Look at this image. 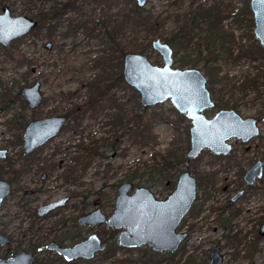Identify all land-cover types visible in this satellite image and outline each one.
<instances>
[{
  "label": "rangeland",
  "instance_id": "obj_1",
  "mask_svg": "<svg viewBox=\"0 0 264 264\" xmlns=\"http://www.w3.org/2000/svg\"><path fill=\"white\" fill-rule=\"evenodd\" d=\"M32 1L0 0V10L3 5H7L14 15L31 16L37 11L38 5L48 6L52 3V0H41L35 8V3ZM199 1L208 2L209 0ZM168 2L169 0H148L145 8L153 6L157 10H162ZM188 3L189 0L186 1V5ZM232 5L239 8L241 2L240 0L232 1ZM86 10H90V7H87ZM98 13L97 9L91 20L95 21L93 18H97ZM78 19L79 15L69 14L65 16L63 22L66 24L67 21L71 20L73 25L79 22ZM223 24L224 28L234 32L237 38H235V43H239L240 47L249 49L251 46H255L256 40L252 37L253 26L249 28L246 22H234L231 17L225 18ZM63 25L57 29L54 38L48 39L44 35L45 31L30 32L12 42L8 47L3 48L0 46L1 90L4 93L6 92L5 97L7 100L12 101L7 105V111H4L0 116V149H8V156L12 157V160L19 159V154L22 151L19 135H22L24 126H18V116H21L24 123H27L30 120L63 115L73 104H80L86 100L88 91L84 87V82L95 77L98 73V69H92L89 64H91V60L103 54V48H106V42L100 34L99 27L90 35H87L83 30L76 33L72 31L65 35ZM166 27L164 30L159 31L158 38L163 41L169 30V27ZM156 37H149L146 40V37L142 36L139 38V43L140 41L145 43L148 40L151 42ZM48 44L51 45L49 48L47 47ZM254 52H257V50H254ZM259 52L261 53L260 50ZM143 54L153 64H161L162 62L160 55L151 48L150 44ZM6 55H9V58ZM177 58H179V55H177ZM174 66L178 67L177 63H174ZM199 69L205 76H208L205 70ZM222 71L226 73L223 82H228L226 88L229 90L237 91L247 78L254 76L259 77V90H263L261 89L264 79L263 57H256L254 60L245 58L232 66H223ZM223 72L220 75H213V87L218 92V97H220L221 85L218 84V86L216 81L221 80ZM36 80L41 83V91L45 102L36 110H29L23 107L21 98H17L15 93L19 92L22 86L32 84ZM133 91L135 90L127 84L119 85L116 89L111 90L108 95H112L117 99V102L123 108V121L127 122L128 127L135 128L139 122L143 121L145 123L148 119L154 121L152 127V132L156 138L154 145L148 148L133 145L129 140L128 128L110 126L111 114L115 112V109L97 111L93 117L89 112L86 114L80 113L79 116L81 115L82 122L77 129L74 128L75 121L72 120L69 126L67 120L60 134L39 153V156H41L40 161H42L57 149L58 152L51 160L59 165L58 168L51 171L45 181L40 180L41 172L36 175L32 173L24 175L21 184L14 183L12 185L11 195L1 207L0 232L12 236L14 239L12 249H24L25 243L22 242L21 232L32 220L31 209L37 208L50 200L71 196L68 205L57 213L45 218H34L36 225L42 227L40 236L43 239L50 237L46 233L47 229L61 215L66 218L76 217L95 206H100L106 215L112 213L115 208L114 200L118 185L128 181L127 177L134 176L131 183L147 187L159 198L165 197L171 191L172 182H176L178 176L185 170L184 162L182 161L177 168L170 171L169 179H164L169 182L167 187H165V181L158 187L154 186L152 182H148V179L154 176L151 173V168L172 147L179 152L182 151L185 156L189 147L188 131L190 122L178 114L169 101L150 108H144L140 104L138 93L135 91L136 96ZM247 92L245 99L241 102L243 106L240 108V112L243 115L256 116L261 107L260 100L249 106L248 102H251L253 98V91L248 90ZM256 93L257 91L254 90V95ZM238 94L240 93L235 94L236 98L239 97ZM262 95L264 98V92H262ZM143 108L147 109L146 112L142 110ZM139 116H141V120ZM262 117L264 118V116ZM11 118H13L12 124L15 126L9 129L6 127V121ZM261 131L264 133V126ZM91 140H97L98 154L88 162L86 169L81 170L82 165H77L71 182H64L61 172L64 166L66 167L67 164L72 163L70 162L71 156L79 151L77 144L79 142L88 144ZM155 154H157L158 160L153 158ZM230 161L233 165L236 162L234 159L232 161V158L221 160L213 158L204 151L191 162L189 171L194 177H199L200 180L198 179V193L191 216L185 218L182 227V229L187 228L190 236L183 244V248L178 251V254L171 260L167 258V264H176L177 261L184 260L188 256H192L196 264H207L209 250L215 244L221 247V252L224 255L222 264H246L249 261L245 258L249 251V242L256 240L260 218L264 217L263 185L257 183L254 191L249 196L238 202L228 203L229 197L235 193L239 185V178L232 172L236 169L235 166L227 170L222 169L225 163H230ZM245 163H242V165ZM208 174L213 176L209 181L203 179ZM175 175L176 177L172 179L171 176ZM2 176L3 179L9 180L10 175L8 173ZM27 190H37V192L28 198L23 196ZM85 205L87 206L86 209ZM236 210L240 211L236 213ZM65 224L66 227L62 230H70L71 219L70 222ZM82 231L85 234L87 230L83 228ZM235 235L243 238L239 245L230 244L228 241L229 237ZM230 242H233V240L231 239ZM258 248L259 251L253 255L252 260H254V263L264 264V238L259 239ZM4 252L0 249V255ZM236 252L238 255H235ZM139 253L137 250H131L130 252L117 250L107 261L104 260V256H98L88 264H130L128 261L134 260ZM41 257L43 256L41 255ZM53 262V264H61L59 261Z\"/></svg>",
  "mask_w": 264,
  "mask_h": 264
},
{
  "label": "water",
  "instance_id": "obj_2",
  "mask_svg": "<svg viewBox=\"0 0 264 264\" xmlns=\"http://www.w3.org/2000/svg\"><path fill=\"white\" fill-rule=\"evenodd\" d=\"M147 1L134 0L138 8L145 7ZM261 2L262 0H251L250 7L254 13L253 37L264 48V15L259 11ZM36 25L34 19L26 15L12 16L9 9L4 7L0 13V44L7 46L12 40L25 36ZM150 45L160 55L161 64H153L143 53H125L122 60L123 80L138 93L140 104L144 108L169 101L181 115L191 120L190 146L184 162L185 170L178 176L172 192L164 199H158L144 186L135 188L134 193L130 195L133 184L125 181L117 188L115 209L108 219L100 208H96L81 216L78 222L89 225L106 223L108 227L122 230L117 240L123 247L147 246L155 252H173L187 236L185 232L178 233L175 230L197 196L196 180L188 169L189 160L197 158L205 149H210L215 154H227L230 150L227 143L229 139L236 137L245 142L257 135L258 130L256 120L242 119L233 110H221L213 118L207 119L203 111L214 103L210 99L202 72L196 68L173 67L172 49L160 38L152 39ZM50 46L47 45L48 48ZM40 86V81H35L20 88V94L29 109H35L41 103ZM65 122L66 118L59 115L29 122L23 132L24 152L30 153L56 137ZM5 153V150H1L0 157ZM263 166L264 161L258 162L247 172L245 180L248 184L251 185L255 178L262 176ZM10 190V184L0 180V207ZM67 200V197H62L49 202L41 206L38 213H47L63 206ZM261 229H264V225ZM7 242L8 238L0 234V245ZM47 248L70 261L80 257L90 258L96 251H101L103 246L98 236L92 234L72 247H58L50 243ZM32 261V254L23 251L6 259L0 257V264H32ZM222 261L219 246L212 247L208 264H221Z\"/></svg>",
  "mask_w": 264,
  "mask_h": 264
},
{
  "label": "trees",
  "instance_id": "obj_3",
  "mask_svg": "<svg viewBox=\"0 0 264 264\" xmlns=\"http://www.w3.org/2000/svg\"><path fill=\"white\" fill-rule=\"evenodd\" d=\"M186 1L188 0H169L162 10H157L153 6L138 8L134 0H52L48 8L40 7L38 12L33 14L38 21V26L33 33L45 31L44 35L48 39L55 37L57 29L64 24L63 20L66 15L75 14L79 15V22L72 25L71 20L67 21L63 25L65 35L72 31L76 33L79 30H83L87 35H90L99 27L100 34L106 42L103 54L91 60L92 62L89 64L92 69H98V73L95 77L84 82V87L88 91L86 100L80 104H73L69 110L63 113L69 126L72 120L76 123L74 128L77 129L78 125H81L82 117L79 116L80 113L86 114L89 112L93 117L97 111L115 109V112L111 114L110 126L128 128L129 140L133 145L142 148L154 145L156 139L152 132L154 121L148 119L145 123L143 121L139 122L135 128L128 127L127 122L123 121V108L117 102V99L112 95H108V93L119 85H126L122 76L124 54L128 52L144 53L150 44V40H146L154 36L158 38L159 31L167 28L166 26L169 27V30L164 41L172 47L174 56L179 55L176 60L177 65L182 68H202L211 76L212 81L214 74H222L223 66L229 67L245 58H254L256 53L260 54L259 48L255 49L254 46L249 49L240 47L239 43H235L237 38L234 33L224 28V19L233 15V0H211L210 2L189 0L187 5ZM87 7H90V10H86ZM97 9L99 12L98 17L93 18L95 21L91 20ZM233 19L234 22L238 23L246 22L249 28L252 26L247 4H244L242 11L234 14ZM142 36L146 37L145 43L141 41L139 43V38ZM254 50H257V52H254ZM7 57L9 58V55ZM225 75L226 73L220 78L218 84L223 87L221 89L228 91L229 89L226 88L228 82H223ZM247 84L250 87H255V81L247 78L238 90H245ZM133 92L137 96V93ZM17 98L20 99L19 94ZM23 107H25L24 104ZM142 110L146 112L147 109L143 108ZM139 119L141 120V116H139ZM20 122L24 123V119L22 118ZM102 140L104 141V139ZM96 143L97 140H91L88 144L84 142L77 144L79 151L71 156L70 162L72 163L67 165L62 176L65 182H71L70 180L74 178L77 165H82L81 170L86 169L88 162L96 157L98 154ZM110 144L112 145V143ZM153 158L158 160L157 154L153 155ZM182 161L185 162L182 151L179 152L172 147L151 168V173L154 176L150 177L148 182H152L157 187L162 185L163 181L170 178V171L177 168ZM175 177L176 175L171 176L172 179ZM211 177L212 174H208L203 178L209 180ZM127 178L128 181L126 182H131L134 176ZM174 184L175 182H172V186ZM256 237L257 240H254V244L251 245V247L254 246L252 248L254 254L259 251V238ZM231 239L233 240L232 243L236 245L241 242L237 235L229 237V241ZM117 249L118 247L115 245L110 251L113 254ZM109 256L110 253L106 254V258ZM246 258L251 260L252 255ZM160 260H164L160 253H153L145 248L136 264H163ZM177 264L196 263L190 256L183 261L179 260Z\"/></svg>",
  "mask_w": 264,
  "mask_h": 264
},
{
  "label": "flooded vegetation",
  "instance_id": "obj_4",
  "mask_svg": "<svg viewBox=\"0 0 264 264\" xmlns=\"http://www.w3.org/2000/svg\"><path fill=\"white\" fill-rule=\"evenodd\" d=\"M39 1H41V0H33L32 1L33 3H35L34 4L35 8H36V5L38 4ZM54 1H56V0H54ZM210 1L211 0H209V2ZM233 1L235 2L236 0H233ZM250 1L251 0H240L241 5H240L239 8L238 7H235L234 5H232L234 7V9H233V15L231 16V18H233V16H234L235 13L237 14L239 11H242V9L244 8V5L243 4H247V7L249 9V14H250V17L252 19L253 30H254L255 29V24L253 22L254 13L251 11ZM261 3L262 4L259 5V11L262 12V14L264 15V0H262ZM49 6H50V4L48 6L38 5L37 6L38 9H37L36 12H38V10H39L40 7H42V8L43 7L44 8L45 7L48 8ZM4 7H7L9 9V11H10V13H11L12 16H16V15L12 14L11 9L7 5H3L1 7L0 13L2 12V9ZM35 13H33V14H35ZM33 14L31 16H28V15H26V16L34 19L37 22V25L33 29H31L28 33L34 32V30L38 26V21L33 16ZM253 30H252V37H253ZM229 31L233 32L232 30H229ZM18 39H20V38H18ZM18 39L12 40L5 47L10 46V44L12 42H14V41H16ZM255 40H256V44H255L254 48L255 49L256 48L257 49L259 48V50L261 51V53L260 54L256 53V56L254 58H248V59L254 60L256 57L257 58L263 57V59H264V48L261 47V45H260V43H259V41L257 39H255ZM163 42H165V41H163ZM0 46L4 48V46H2L1 44H0ZM236 48L237 47L235 46V49ZM171 49H172V47H171ZM257 55H259V56H257ZM172 57H173V67H175L174 66V63H176V60L177 59H176V56H174L173 49H172ZM175 68H182V67H179L178 66V67H175ZM183 68H196L199 71H201L197 67H183ZM204 77L206 79V88L209 91L210 99L214 103V105L212 107L207 108V109H205L203 111V114H204V116L207 119L213 118L215 116V114L217 112L221 111V110H233L242 119L252 118V119L256 120V127H257V130H258L257 135H254V137L249 138L245 142L242 141L239 138L232 137L231 139H229L227 141V143L230 146V150H229V152L227 154H215L210 149H205V150L202 151V152L206 151L211 156H213V158H216V159H219V160L232 158V161H233V159L236 161L234 165L230 161V163H225V166L222 167V169H226V170L227 169H231L234 166L236 167V169L235 170H232V172L235 173V175L239 178V180H238L239 185L237 184L238 186H237V189H236L235 193H233L229 197V199H228V203H235V202H238L239 200L244 199L247 196H249L250 193L252 191H254V187H255V185L257 183H262V185H263L262 186V189H263V192H264V166H263V169H262V176L260 178H255L254 182L251 185L248 184L247 181L245 180V176H246L247 172H249V170L252 169L256 163L264 161V133L261 131V130H263V126H264L263 125L264 124V118L262 117V116H264V98H263V95H262V92H264V79H263L262 84H261V87H262L261 89H263V90H259V87H260V85H259L260 84L259 83L260 82L259 81V77L257 78V76H254V77H251L250 80H252V81L254 80L255 81V87L254 86L253 87H250L247 84L245 86V90L243 89V90L240 91V90L237 89V91H233V90L225 91L224 89H221L223 87L220 86V90H219L220 97H218L217 96V93L218 92L213 87V81H214V79L212 81L211 80V76L209 74H208V76H205L204 75ZM36 81H39V80H36ZM216 84H218L217 81H216ZM29 85H31V84H29ZM25 86H27V85H25ZM1 88H2V81H0V116L3 114L4 111H7V107H8L7 105L12 102L11 100H7V98L5 97V93L6 92L4 93V91H2ZM40 89H41V86H40ZM248 90H252L253 91V98L251 99V102H248L249 103V106L252 105V104H254L256 101H259L260 100L261 107L259 109V113L256 116H253V115L252 116H250V115H243L240 112V108L243 106V104L241 102L245 99V97H246V95L248 93L247 92ZM254 90L257 91V93L255 95H254ZM237 92H239L240 94H238L239 97L236 98L235 97V94ZM18 94H19V96H20V98H21L22 103L24 104V106L26 108H28L27 105H26V103L24 102L21 94H20V90H19V92H16L15 93V96L17 97ZM225 98H226V100H225ZM43 102H45V100H44L43 94H42V100H41L40 105ZM40 105H38V107ZM37 108H35V109H29L28 108V109L29 110H36ZM172 108H173V106H172ZM173 109L178 114H180L175 108H173ZM54 116H57V115H54ZM59 116H64L66 118L65 115H59ZM181 116L185 117L184 115H181ZM20 117L21 116H18V120H19L18 126H21V127L24 126V127H23V131H22V135H19L20 145L22 146V151L19 154L20 155L19 159L12 160V157L8 156V149H6V148L0 149V151L1 150H5L6 151L5 155L3 157H0V161H1V163H0V180L7 181L10 184V187H11L10 193L3 200L2 204H1V207H2V205L4 203V201L11 195L12 190H13L12 185L14 183L15 184L16 183H20L21 184L22 183V178H23L24 175L31 174V173L34 174V175H36L39 172H41L40 173V180L41 181H45L48 178V174L51 171L56 170L58 168V166H59V165H56L53 160H51V159H53V157L55 156V154L58 152L57 149H56V151L54 150V152L52 154H50V156H48V158L42 160L43 162L40 161L41 156H39V153H41L48 146V144L54 138H56L57 136L54 137V138H52V139H50V140H48L42 146L37 147L36 149H34L30 153H25L24 152V148H23V132H24L26 126L28 125V123L31 122V121H34V120H30L27 123H21L20 120H21L22 117L21 118ZM47 118H50V117H47ZM35 120H40V119H35ZM66 121H67V118H66ZM12 122H13V118H11L10 120L6 121V127H8L9 129H11L13 126H15L14 124H12ZM189 122H190V127H189V130H190V128H191V120H189ZM65 124H66V122H65ZM65 124H64V126H65ZM64 126H63V128H64ZM60 132L58 134H60ZM188 134H189V131H188ZM188 142H189V146H190V135H189ZM188 149H189V147H188ZM187 151H186V153H187ZM186 153H185V161H186ZM49 157H51V158H49ZM195 159L196 158L189 160V168H190L191 162L193 160H195ZM244 162H246V163L242 165V163H244ZM60 166H61V164H60ZM66 168H67V166L66 167L65 166L63 167V170L61 172V177L63 176V173H64V171H65ZM219 172H220V170H219ZM227 172L229 173L230 171H227ZM5 173H8L10 175L9 180H6V179H3L2 178L3 177L2 175L5 174ZM194 178L196 180L197 193H198V186H199L198 185L199 184L198 182H199L200 178L199 177L198 178L194 177ZM203 179H206L207 180V178H203ZM63 180H64V178H63ZM167 186H169V182L168 183L166 182L165 187H167ZM137 187H139V186L133 184L132 189L130 190L129 194L130 195L133 194L134 193V189L137 188ZM174 187H175V184L172 187L171 191L166 196H168L172 192V190L174 189ZM20 188H22V187L20 186ZM35 192H37V190H27L24 193L23 196H26V197L29 198L30 195H33ZM152 193L154 194V192H152ZM237 194H239V196L235 198V196H237ZM154 195L158 199H164L166 197L165 196V197L159 198L156 194H154ZM64 197H67L68 200L64 203L63 206L56 207V208L48 211L47 213L39 214L38 213V209L41 206L46 205L49 202L58 200V199H60L62 197L57 198V199H54V200H50V201H48L46 203H43V204L39 205L37 208L31 209V212H32L31 215L33 216V217H31L32 220L24 228L23 232H21L22 242L25 243L24 249L23 248H16V249L13 248L12 249L11 246H12V244L14 242L13 241L14 239L12 238V236H8L7 234H4V233L0 232V234L5 235L8 238V242L7 243H5L3 245H0V249H2V250L5 251L4 253H2L0 255V257L3 258V259H6L8 257H11V256L17 254L20 251H23V252L32 254V257H33L32 264H53L54 263L53 261H59L61 264H79V263L80 264H88L89 262L94 261L96 259V257H98V256H104V260L107 261L110 258V256L114 254V253L112 254V252L110 251V249L111 248L113 249L115 247V245H116L118 247L117 250H122V251H126V252H130L131 250H137V251L140 252L139 255H136L135 256L136 258H134V260L128 261L130 264H136V263H138V261L140 260V257H141V252L145 248L149 249L153 253H160L162 255V259H164V260H160V261H162L163 264H167L166 263L167 258H169L171 260L176 254H178V251L183 248V244L188 240V238L190 236L189 235L190 233L187 230V228L186 229H182V227H183L185 218L187 216L188 217L191 216L190 214L192 212V208H193L195 202L193 203L192 207L190 208V210L188 211V213L184 216V218L181 220L180 224L178 225V227L175 230L178 233L179 232H185L187 234V236H186V238L184 240L181 241V243L179 244L177 250H175L173 252L172 251L155 252V251H153L151 248H149L147 246H140V247H136V248L135 247L134 248L133 247L132 248L131 247H123V246H120L118 244V240H117L118 235H119V233L122 230H115L113 227H108L106 223L101 224V225H89V224H80L78 222V219L81 216L89 213L90 211H92V210H94L96 208H100L101 209L100 206H95L94 208H91L90 210H88V211H86L84 213H81V214H79L76 217L75 216H71L70 218H66L64 215H61L47 229V232L46 233L48 235H50V237L43 239L40 236V232L42 231V227L36 225L37 223H36V221H35L34 218H45V217H48L49 215H53V214L57 213L62 208H65L66 205H68V203H69V201L71 199V196H64ZM196 198H197V196H196ZM114 206H115V200H114ZM1 207H0V210H1ZM86 208H87V206L85 207V209ZM101 211L103 212V214L106 216L107 219L114 212V210H113L112 213H110L109 215H106L105 212L102 209H101ZM239 211L240 210H236L235 212L238 213ZM70 219H71V229L70 230H67V231L66 230H62V229H65V227H66V224L65 223L66 222H70ZM260 219L261 220H260V223H259V226H258V230H257V235L256 236H258L259 239H262V238H264V229H261V227H262V225H264V217H261ZM83 228H85V230H87L85 234H83V231H82ZM92 234H95V235L98 236V238L101 241V245L103 246V249L101 251H96L93 254V256L90 257V258H82V257H80V258H76V259L67 261L60 254H58L57 252H55V251L50 250V249L47 248V245H49L50 243H54L58 247H72L75 244H77L79 242H82V241L88 239V237L90 235H92ZM240 239H241V241H243V238L242 237ZM109 241H111V242H109ZM229 243L231 244L232 242L229 241ZM249 243H250V245H248L249 246V251H248V253L245 256L247 257V256L252 255V259H253L254 251L252 250V248L254 246L251 247V245L254 244V241H250ZM214 246H219V245L215 244L212 247H214ZM211 248H210V250H211ZM219 248H220V252H221V247L219 246ZM210 250H209V254H208V262L210 260ZM252 252H253V254H252ZM109 253H110V256L106 258V254H109ZM221 254L223 256V261H222V263H223L224 262V255H223L222 252H221ZM41 255L43 257H41ZM235 255H238L237 252H236ZM171 256H173V257H171ZM188 257H190V256H188ZM252 259L251 260L250 259H247L249 261L246 264H261V263H254V260H252ZM181 261H183V260L181 259ZM177 262H176V264H177ZM208 262H207V264H208Z\"/></svg>",
  "mask_w": 264,
  "mask_h": 264
}]
</instances>
